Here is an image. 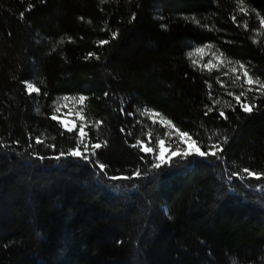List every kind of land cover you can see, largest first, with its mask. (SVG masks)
<instances>
[{
    "label": "trees",
    "instance_id": "trees-1",
    "mask_svg": "<svg viewBox=\"0 0 264 264\" xmlns=\"http://www.w3.org/2000/svg\"><path fill=\"white\" fill-rule=\"evenodd\" d=\"M262 20L264 0H0V264H264V95L244 76L264 83ZM82 95L85 143L131 177L118 188L53 158L78 132L51 117ZM177 129L224 162L154 168L140 148L183 151ZM245 167L261 180L226 181Z\"/></svg>",
    "mask_w": 264,
    "mask_h": 264
},
{
    "label": "snow or ice",
    "instance_id": "snow-or-ice-1",
    "mask_svg": "<svg viewBox=\"0 0 264 264\" xmlns=\"http://www.w3.org/2000/svg\"><path fill=\"white\" fill-rule=\"evenodd\" d=\"M241 11H243V9H241ZM21 18H23V13L20 14ZM82 19V18H81ZM132 19H135V16L132 17ZM261 23H264V20L261 21ZM113 37L116 35L115 33L112 34ZM101 44H107L108 40H102L100 41ZM198 51H203V49H199ZM89 58L93 55L91 53L88 54ZM241 68L244 67L243 64L240 65ZM233 71H235V69H233ZM244 76L247 78L246 79V83L248 85H253V84H258V88L253 89L252 87H249L247 89V91L251 92V91H257L259 92L261 95H264V83H260L259 81H254L252 76H250L248 74L247 71L244 72ZM239 78V77H237ZM27 89L29 90V92H38L39 89L33 87V84L29 83L27 85ZM108 93H105V95H107ZM228 95H233V93H228ZM245 93L241 92L240 95H235L234 99L236 101L237 104L240 105L241 109L243 112L245 113H251L253 111V108L256 107V105L254 104H250V103H242L241 102V96H244ZM65 99H68L67 97H65ZM80 103L83 104V102L85 101L86 97L85 96H80ZM216 103H219V101H216ZM209 111H211V109H209ZM234 111V109H233ZM121 112L123 114V109H121ZM207 114V113H206ZM128 115H132V113H128ZM219 115L221 117H223L224 119H227L228 117L225 116V113L223 111H220ZM52 120H58V117L53 115L51 117ZM168 123H171V121H169ZM64 127L69 131H73L74 128H68L67 124H64ZM177 131L179 132V136L181 141H184L186 138L188 140H191V144L184 148L183 151H181L179 148L176 151L171 152L170 156L168 157V160H171L172 157L174 156H182L184 158H188L190 156L195 155L196 157L199 158H207L209 156L211 157H216L217 160H220L221 163L224 162L223 157L220 156L218 153H222L223 152V148L219 145H208L205 144L202 147L205 150H201L200 146H196L197 145V141L193 140L191 136H189V133L186 131H180L179 129H177ZM88 134L85 131V127L84 126H80L79 130H78V142L75 146L74 149H69L67 151V153H65L64 151H60L58 155L54 156L53 158L59 162L61 160L62 157H64L65 155L67 156H71L73 158H80L82 160H84L85 162L93 165V169H94V175L96 176V178L98 180H106V181H111L112 184H110V186H114V187H119V184H116L115 182L117 181H122V180H128L131 179V177L129 176H121V175H108V172L106 171L107 169V165H105L104 163H100L97 159H95V155H96V151L97 149L101 148V144L100 143H94L91 144V146L88 143H85V137ZM149 136H151V133H149ZM42 141L37 138L36 139V144H41ZM140 142L137 141V144H139ZM137 144L132 145L133 147H136ZM158 144L160 146V150H159V154L155 156V160L157 162L153 163V167L156 169H159L161 167L162 163H165V141L163 139L158 140ZM81 146H83V151H81ZM32 145L31 143L29 144V148H31ZM48 147L50 148H55V145H48ZM91 147V151H89V148ZM140 151H142L143 153L146 154H153L154 153V148L153 147H149L147 145H144L143 147L140 148ZM36 158L39 160H44L47 157L43 156V155H38L35 154ZM141 159H143V157H141ZM102 173V175H101ZM135 177H140L142 175L141 171L139 169L135 170L134 172ZM225 178L226 181L229 184H232L233 178H238L240 180V182L243 184L245 180L250 179V178H255V180L260 181L262 178L261 174H258L256 171H250L249 168L245 167L243 168L240 172L237 171H232L229 172L228 169H225ZM245 187H247L248 185H244Z\"/></svg>",
    "mask_w": 264,
    "mask_h": 264
},
{
    "label": "rangeland",
    "instance_id": "rangeland-1",
    "mask_svg": "<svg viewBox=\"0 0 264 264\" xmlns=\"http://www.w3.org/2000/svg\"><path fill=\"white\" fill-rule=\"evenodd\" d=\"M205 61L204 63L206 65H204L207 68H213L218 64L217 59H214V56H208L206 54H204ZM80 97H70L68 99L62 98L59 100L58 102V106H57V110H56V116L58 117V121H60L63 125L67 124L68 128H74L73 131L71 132H78L79 127L80 126H84L85 127V131H86V120L84 117V110H83V104L80 103ZM157 117L153 116L152 120L157 121ZM191 144L190 141L188 140H184V145L186 147H188ZM147 146H151L149 143H147ZM154 148V153L155 155L159 154V151H156L157 149L160 150V148H157L156 145L152 146ZM165 147V163H168L170 160H168V157L170 156L171 152H173L172 148L170 147ZM176 151V150H174ZM153 154H151L153 156ZM178 156H174L173 158H176ZM89 219V218H88ZM90 220V219H89ZM85 219H82L80 222H84ZM88 221V220H87Z\"/></svg>",
    "mask_w": 264,
    "mask_h": 264
}]
</instances>
